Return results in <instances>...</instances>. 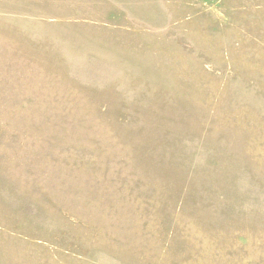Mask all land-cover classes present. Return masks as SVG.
Returning <instances> with one entry per match:
<instances>
[{
    "label": "rangeland",
    "instance_id": "374dc122",
    "mask_svg": "<svg viewBox=\"0 0 264 264\" xmlns=\"http://www.w3.org/2000/svg\"><path fill=\"white\" fill-rule=\"evenodd\" d=\"M0 264H264V0H0Z\"/></svg>",
    "mask_w": 264,
    "mask_h": 264
}]
</instances>
